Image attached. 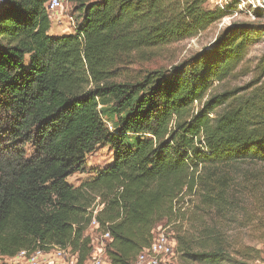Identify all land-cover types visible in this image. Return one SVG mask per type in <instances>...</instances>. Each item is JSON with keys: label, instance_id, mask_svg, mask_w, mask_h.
I'll use <instances>...</instances> for the list:
<instances>
[{"label": "trees", "instance_id": "1", "mask_svg": "<svg viewBox=\"0 0 264 264\" xmlns=\"http://www.w3.org/2000/svg\"><path fill=\"white\" fill-rule=\"evenodd\" d=\"M49 1L0 6V264L53 247L86 264L94 220L110 264H134L163 223L187 221L186 197L197 210L176 235L182 264L237 263L225 226L239 196L261 191L251 174L235 189L239 165L264 170V55L249 58L264 27L233 24L170 69L133 74L237 3L66 0L76 31L53 35ZM101 145L113 162L70 185Z\"/></svg>", "mask_w": 264, "mask_h": 264}, {"label": "rangeland", "instance_id": "2", "mask_svg": "<svg viewBox=\"0 0 264 264\" xmlns=\"http://www.w3.org/2000/svg\"><path fill=\"white\" fill-rule=\"evenodd\" d=\"M62 1L63 8L56 13L50 14L53 35L73 34L78 24V14H76L75 7L66 0ZM237 2L238 0H208L206 7L208 9H215L218 7H226L231 3L236 5ZM248 10L250 11L252 8L247 4L245 12H239L231 21V25L254 23L264 27V17L257 18L255 15V13L264 15V9L252 12L253 16L249 15ZM70 18H72V20ZM227 24L225 23L223 25V22L212 24L204 30H201L196 36L177 42L164 50L162 49L158 56L150 62L143 63V65L132 66L127 71L128 73L135 74L142 69H170L172 66L179 64L196 53L211 47L218 34L224 28L228 27ZM262 55H264V37L259 43L253 45L249 51V58L253 61H256ZM248 80L249 78L244 81L246 82ZM242 83L240 82V84ZM113 160V150L109 146L101 145L87 157L85 172L70 176L67 182L74 187H78L82 182L90 179L94 175L95 170L103 169L111 164ZM239 167L242 168L243 174L239 175L238 178L236 177L238 186L235 187V189L239 188L242 182L244 183L245 180H247L248 174H251L247 180L248 185L253 187L249 181L255 183L261 180V183L258 184V186L261 187V191L256 194H253V191L252 193L247 192L245 195L238 197V220L235 223L230 221L227 223L225 226L226 238L231 248L232 255L235 261H237V263L234 264H264V172L262 174L260 173V171H264L262 169L263 166L241 164ZM184 203L186 209L185 218L187 221L180 225H177L178 223L169 225L166 223L162 224L163 229H166L167 234L172 238H176V235L181 229H191L189 222L190 219L195 216V211L197 210L195 208L194 198L190 199L186 197ZM88 234L93 237L96 245L100 246L103 244L101 233L97 232L93 227L89 229ZM1 262H5V260ZM170 264H182L180 256L171 259Z\"/></svg>", "mask_w": 264, "mask_h": 264}, {"label": "built area", "instance_id": "3", "mask_svg": "<svg viewBox=\"0 0 264 264\" xmlns=\"http://www.w3.org/2000/svg\"><path fill=\"white\" fill-rule=\"evenodd\" d=\"M7 2L8 0H0V6L6 4ZM247 4L250 8H252V10H248L249 15L251 16H253L252 12L264 9V5L261 0H238V9L236 13L225 17L221 21L223 22V25L229 22L227 26H231V21L234 17L237 16L239 12H245ZM45 7L49 14H53L63 8V1L50 0ZM70 19L72 20V18ZM96 225V221L94 220L91 227L95 228ZM109 238L110 235L108 233L102 236L104 241ZM176 247V238L170 237L167 234L166 229L159 228V231L150 247L141 252L134 264H170L171 259L179 256L176 252ZM12 262L14 264H77V258L72 255L70 249L53 247L50 250L37 249L33 251H21L15 258L12 259ZM86 264H110V262L105 258V242L95 248L93 259Z\"/></svg>", "mask_w": 264, "mask_h": 264}, {"label": "water", "instance_id": "4", "mask_svg": "<svg viewBox=\"0 0 264 264\" xmlns=\"http://www.w3.org/2000/svg\"><path fill=\"white\" fill-rule=\"evenodd\" d=\"M261 1H262L263 5H264V0H261Z\"/></svg>", "mask_w": 264, "mask_h": 264}, {"label": "crops", "instance_id": "5", "mask_svg": "<svg viewBox=\"0 0 264 264\" xmlns=\"http://www.w3.org/2000/svg\"><path fill=\"white\" fill-rule=\"evenodd\" d=\"M51 34H53L52 29H51Z\"/></svg>", "mask_w": 264, "mask_h": 264}]
</instances>
